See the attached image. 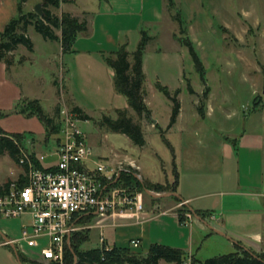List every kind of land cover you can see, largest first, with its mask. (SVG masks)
<instances>
[{"label": "rangeland", "instance_id": "374dc122", "mask_svg": "<svg viewBox=\"0 0 264 264\" xmlns=\"http://www.w3.org/2000/svg\"><path fill=\"white\" fill-rule=\"evenodd\" d=\"M73 1L63 10L50 8L56 16L64 11L93 17L92 33L88 38V33L81 34L71 52L63 53L58 42L44 40L30 26L27 35L33 53L20 46L8 66L0 61V129L25 134L26 152L49 155L56 149L59 136L49 135L37 116L21 113L24 101L38 100L44 114L52 118L58 108L59 123L79 107L90 117L79 121L78 127L92 149V166L102 163L114 168L122 163L127 167L134 161L149 182L161 185L173 183L165 181L173 178L175 169L186 184L193 185L192 192L203 194L198 198L200 209L216 216L205 218L209 227L193 219L185 230L166 224L165 218L133 227L95 228L87 233L80 250L105 248V241L109 247H130L133 254L146 257L149 247L158 243L180 249L185 264H204L208 259L243 251L264 252V196H260L264 195V0ZM39 4L43 0H0V33L19 16V5L28 13ZM181 17L184 34L178 22ZM142 31L151 38L142 61L149 118H139L126 97L117 92L105 61L124 47L131 62ZM187 39L204 66V81L188 49L179 42ZM91 49L98 51L92 55L85 52ZM159 85L171 95L179 91L181 112L169 130L173 104ZM119 109L127 110L141 125L146 140L143 148L101 126L104 116L117 119ZM158 128L165 131L172 150ZM199 140L205 141V148ZM188 145L192 148L190 157L193 155L200 165L185 166L183 154L188 157ZM225 145L232 150L231 156ZM23 174L24 169L8 153L0 155V186ZM199 180L211 181L206 191L200 188ZM144 202L146 210L152 212L155 203L145 195ZM13 220L0 218V264H19L12 247L3 245V235L19 237L16 227L11 226ZM137 237L142 243L133 248L130 240ZM17 251L27 258L25 264H31L30 260L48 264L41 260L39 249L22 244Z\"/></svg>", "mask_w": 264, "mask_h": 264}, {"label": "trees", "instance_id": "16d2710c", "mask_svg": "<svg viewBox=\"0 0 264 264\" xmlns=\"http://www.w3.org/2000/svg\"><path fill=\"white\" fill-rule=\"evenodd\" d=\"M171 1V0H170ZM26 0H22L25 3ZM64 0H43L42 12L43 16L40 17L35 12L23 13L21 5L18 7L19 16L11 19V21L5 26L3 32L0 33V61H3L8 66L12 60L13 53L23 46L27 51H33V43L27 35V30L30 26L34 27L36 32L40 34L44 40L58 42L61 45L63 53L71 52L72 47L77 38L87 32L86 21H81L78 18L73 17L69 13H62L60 16H56L50 8L58 9ZM179 25L181 27L182 34V17L178 18ZM56 31L60 32L57 35ZM142 40L139 43L136 51L132 54V61H129V53L124 47L110 54L105 58V61L109 68L113 72L114 84L118 93L126 97L128 106L139 117H150V111L145 104V90L144 74H143V52L147 43L151 38L142 31ZM183 46L188 49V53L193 61L196 71L199 73L201 80H205L204 66L198 57L193 43L190 40L179 41ZM11 58V59H10ZM159 90L172 102V114L167 129H171L176 123L177 117L180 113L181 107L178 100L179 91L170 94L168 89L158 86ZM190 94H193V90L189 86ZM207 97L208 91L204 92ZM21 113L28 116H37L39 120L46 126L47 132L50 135H59L61 130V123L58 122L59 110L55 111V116H46L42 110L40 102L38 100L24 101L21 108ZM72 113L76 114L79 121H88L90 117L86 115L79 107H74ZM117 119L113 120L107 116L103 117L101 126L116 133L125 135L134 145L143 148L146 145V140L140 124L135 123L132 118L129 117L127 110H116ZM161 130L160 128H158ZM165 131L161 130L163 141L166 143L169 149L172 150L171 144L166 140ZM28 137L25 134L16 133L8 134L0 129V155L8 153V155L19 164L20 149L24 146ZM59 142L57 138V143ZM27 151V150H25ZM34 160L35 168L44 171H53L51 168H46L37 159V155L34 152H29ZM174 171V181L172 184H153L146 180H139L135 177L136 171L122 172L118 178L116 184H123L132 189H136L142 192L145 196L155 203L157 199L148 196L147 192H154L156 194L169 193L170 198L175 202H180L173 194L176 192L178 184V174ZM106 182L105 179H102ZM20 186L26 184V178L24 175L17 180ZM11 182L5 183L0 186V191L9 186ZM189 210L183 206L179 213V222L184 224L185 218L183 213ZM190 213V212H189ZM201 218L209 216L207 212H196ZM96 216L88 215L80 218V224H92L96 221ZM89 230H81L72 235L70 244L65 247L64 264H159L160 261H165L174 264H185L184 253L180 249L171 248L160 244H152L149 247L146 257L135 255L130 247H113L111 251L102 249H92L88 251H81L80 247L83 242L88 239ZM84 235V236H83ZM131 245V242H130ZM18 257L21 264L27 262V258L18 252ZM31 264H40L37 261H31ZM195 264V263H194ZM204 264H264V252L243 251L242 254L234 253L223 255L215 258L208 259Z\"/></svg>", "mask_w": 264, "mask_h": 264}, {"label": "built area", "instance_id": "2783aa9c", "mask_svg": "<svg viewBox=\"0 0 264 264\" xmlns=\"http://www.w3.org/2000/svg\"><path fill=\"white\" fill-rule=\"evenodd\" d=\"M78 122L76 114L66 115L61 120L56 149L49 155H37L36 159L53 171L35 168L31 154L20 149L19 165L24 169L26 184L20 186L16 180L0 191V218H31L20 238L5 244L15 250L22 244L39 248L41 259L48 264H64L65 247L82 229L80 217L94 215L97 225L109 221L139 224L154 218V213L146 210L142 192L123 184L113 185L121 172L136 170L134 166L122 165L117 171L102 163L88 167V163L93 164V152ZM47 159L51 160L48 164ZM183 217L184 225L194 219L189 212ZM139 244V240L131 241L133 248Z\"/></svg>", "mask_w": 264, "mask_h": 264}, {"label": "crops", "instance_id": "0c3cea01", "mask_svg": "<svg viewBox=\"0 0 264 264\" xmlns=\"http://www.w3.org/2000/svg\"><path fill=\"white\" fill-rule=\"evenodd\" d=\"M73 3H74V1L73 0H68V2H66V3H61V5H60V7H59V9H62L65 5H73ZM63 10V9H62ZM63 13H64V11H62ZM66 13H69L70 15H72L73 17H75V18H78L79 20H81V21H86V23H87V32H86V34H87V38L90 36V33H92V28H91V26H92V21H93V17L92 16H90L88 13H83V14H80V15H78V14H76V13H72V12H66ZM62 14V13H61ZM61 14H59L58 16H60ZM94 31V30H93ZM57 35H59V34H57ZM60 44V43H59ZM34 48V47H33ZM33 51H34V49H33ZM33 51L32 52H30V53H33ZM98 50L97 49H91V50H86L85 52L87 53V54H90V55H92L93 53H95V52H97ZM29 52V51H28ZM23 59L24 60H27L28 59V57L27 56H23ZM4 70H3V72H5V73H7V68L4 66ZM3 69V68H2ZM113 73V72H112ZM180 112H181V110H180ZM179 115H180V113H179ZM179 115H178V117H179ZM177 117V118H178ZM177 121V120H176ZM175 125V124H174ZM173 125V126H174ZM207 139V138H206ZM229 142V141H228ZM230 143V142H229ZM199 144L202 146V148L204 147H206L204 144H205V141H203V140H199ZM226 146V151L228 152V154H229V156H231V152H232V150H230V148H229V146L228 145H225ZM228 146V147H227ZM192 152V148L188 145L187 146V152H186V155H187V153H188V157H186L184 154H183V157H184V162H185V166H187V167H193V166H195V165H200V163L198 162V161H196V160H194V159H192L193 158V155H192V157H190V153ZM130 163H132L133 165H135V167H137L138 168V170L136 169H133L134 171H136V173L137 174H135V177L137 178V179H139V180H146V181H148L145 177H144V175H142L141 174V168H140V166L136 163V162H134V161H129V163L128 164H126V166H130ZM122 165H125V164H118V166H116V167H114V170L115 171H117V170H119L120 168H121V166ZM88 167H94V166H92V163H88ZM122 173V172H121ZM120 173V174H121ZM238 174V176H240V174L239 173H237ZM111 176V174L109 173L108 175H107V177H110ZM119 177H120V175H119ZM174 181V171H173V178L172 179H170V180H166L165 182H173ZM210 182L211 181H209V180H205V181H203V180H199V184H200V188H202L203 190H207V188H208V185L210 184ZM239 182V181H238ZM239 184V183H238ZM188 185H189V187H188ZM199 188V189H200ZM193 185L192 184H186L185 183V180H184V178H181V177H179L178 176V184H177V189H176V192L174 193V196L180 201L179 203L178 202H176V203H173L172 201H169V199H171L170 198V194L169 195H165V196H161V197H159L158 195H160V194H156V193H154V192H147L146 194L148 195V196H150V197H153L154 199H157V201L155 202V207L153 208V211H155V210H157L155 213H154V218L153 219H166V224H168V222H170L171 224H174V226L176 227H178V229H180V230H185L186 229V226H187V224L186 225H184V224H181L180 222H179V213H178V210H180L181 208H183V207H180V204H182V203H185V207L189 210L188 212H190L192 215H193V218L197 221V222H199L200 224H203L205 227H209L206 223H205V218H201L200 216H198L197 215V213L196 212H198V211H200V212H207V213H209V216H210V218H212V219H216V216H215V212H209V211H202L200 208H201V206H200V203H199V199L198 198H200V196H202L203 194H199V195H197L198 194V192L197 191H195V192H192L193 190ZM260 196H264V195H260ZM159 209H158V208ZM219 206L218 205H214V208H218ZM80 218H82V217H80ZM80 218H79V220H80ZM78 220V223L80 224V222L81 221H79ZM152 220V219H151ZM218 220V219H217ZM13 221H15V224H13V225H11V226H14V227H16V229H17V231H18V234H19V237H16V238H9L8 237V235H3V238L5 239V242H4V244L3 245H5V246H8V245H6L5 243L7 242V241H11V240H16V239H19L20 238V236H21V232H22V230L24 229V228H29V226H30V223H31V218H30V216L29 215H23V216H21V217H19V218H15ZM150 221V220H149ZM192 222V221H191ZM190 222V223H191ZM115 224V225H114ZM142 223H135V222H127V221H125V222H123V221H117V222H115V223H113L112 221H109V222H106L105 224H102V225H97V219H96V221L94 222V223H92V224H80V226H81V228L82 229H80L79 231H81V230H85V229H88L89 231L90 230H92V229H95V228H97V229H99V230H106V229H116V228H119V227H133V226H139V225H141ZM78 231V232H79ZM189 236H192L193 235V229L192 228H190L189 229ZM132 240H139V242H140V244H139V246L141 245V243H142V240H141V237H137V238H134V239H131L130 240V242L132 241ZM106 244V245H105ZM154 244H158V243H154ZM104 245H105V249H109V248H113V247H115V246H113V247H109V246H107V243H105V241H104ZM161 245V244H160ZM165 246V245H164ZM171 246V245H170ZM27 247V246H26ZM27 248H29V247H27ZM177 248H179V247H177ZM12 249L15 251V254H17V256H18V251H17V249L15 250L13 247H12ZM29 249H39V248H29ZM39 251H40V249H39ZM40 253V252H39ZM42 260V259H41ZM43 261V260H42ZM161 262V261H160ZM160 262H159V264H160Z\"/></svg>", "mask_w": 264, "mask_h": 264}, {"label": "water", "instance_id": "95a60500", "mask_svg": "<svg viewBox=\"0 0 264 264\" xmlns=\"http://www.w3.org/2000/svg\"><path fill=\"white\" fill-rule=\"evenodd\" d=\"M34 12H35L36 14H38L40 17H42V16H43L42 5H41V4L37 5L36 8H35V10H34ZM170 195H171V194H170ZM173 195H174V194H173ZM158 196L161 197V196H165V195H158ZM17 258H18V262H19V264H21V262H20L18 256H17Z\"/></svg>", "mask_w": 264, "mask_h": 264}]
</instances>
